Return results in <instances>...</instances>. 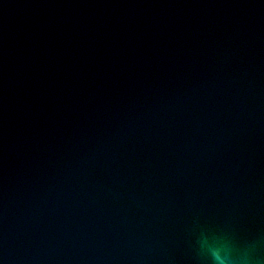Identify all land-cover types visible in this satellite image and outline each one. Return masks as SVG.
I'll use <instances>...</instances> for the list:
<instances>
[{
	"label": "water",
	"instance_id": "95a60500",
	"mask_svg": "<svg viewBox=\"0 0 264 264\" xmlns=\"http://www.w3.org/2000/svg\"><path fill=\"white\" fill-rule=\"evenodd\" d=\"M264 261V0H0V264Z\"/></svg>",
	"mask_w": 264,
	"mask_h": 264
},
{
	"label": "clouds",
	"instance_id": "9594fccd",
	"mask_svg": "<svg viewBox=\"0 0 264 264\" xmlns=\"http://www.w3.org/2000/svg\"><path fill=\"white\" fill-rule=\"evenodd\" d=\"M254 252L255 245H249L235 255L228 245L223 248L209 247L207 264H264V261L254 256Z\"/></svg>",
	"mask_w": 264,
	"mask_h": 264
}]
</instances>
